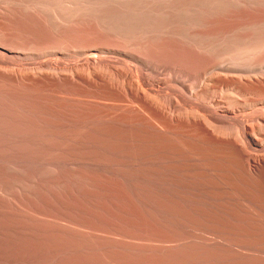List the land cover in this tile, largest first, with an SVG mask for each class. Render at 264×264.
Segmentation results:
<instances>
[{
	"label": "rangeland",
	"instance_id": "374dc122",
	"mask_svg": "<svg viewBox=\"0 0 264 264\" xmlns=\"http://www.w3.org/2000/svg\"><path fill=\"white\" fill-rule=\"evenodd\" d=\"M52 1L53 2H51V0H13L12 2V0H0V264H202L204 262H195L193 260V258H195L193 253H195V251L189 248L191 245L188 243L190 242L188 235L190 232H196L198 236L203 238L201 242L206 243L213 242V238L219 237L217 241L220 245L217 244V246H220V248H218L217 253H230L236 256V259L233 261L230 259L228 260L229 262L214 260L205 262L204 264H242V262L243 264H264L263 239H261L260 236H249L251 234H249V232L247 233V231H249L251 223L248 225L249 223L247 224L244 221L238 222L236 217L226 213L230 212L231 209L229 206L232 205L233 202H228L227 199H225V201L224 199L220 201L219 197H215L212 199L216 202H214L216 205L211 208L209 207L210 209L203 207L200 202H197V204L193 202L192 205L198 206V209L200 207L204 208L202 214L200 213L202 212L201 209H199L200 212L197 209V212H199L198 217L193 211L191 212L192 209H196L195 206L194 208L193 206L189 208L182 200L178 204L176 202H170V200L165 197V191L162 186L156 184V182L161 181L160 183H163V181H172L173 179H175L173 181H176V179L177 181H215L216 179V181H231L235 183L234 185L238 188L239 185L242 184V187L239 188L242 190L245 186L242 181L244 179L246 181L250 180L245 178L241 172L237 171L234 163H232L230 151L222 145L215 143L213 140L210 142L211 139L205 136L201 137V140L196 141L180 138L181 140H178V142H180V150H178L173 143L169 144H172L173 147L172 145L171 147H167L169 142L165 140L164 143L166 144H164V140L161 139V135L156 129L157 126L160 127L161 125L160 119H163V100H161V98H158V101L161 100V103H158L162 105L160 106L157 104L160 106L159 108H161L160 115H158L160 118H157L152 112H149L151 111L150 109L128 96L122 87H120V90H117V92L111 93L101 85L94 86L92 89V86L84 85L79 82L72 86V83L68 84L66 80H60V77L66 74L64 71L66 66L68 67V65L71 66L84 61L85 55L82 54V51L89 48L90 44L103 43L106 47H109V45L116 47L118 45V49L123 45L125 48L122 46L123 48L121 47L120 49H130L131 51L134 49L133 51L137 53L142 50L145 51V49L140 45L138 48L137 41L139 39L134 41L136 44L133 41L132 44L127 43L129 41L125 39L122 42L121 40H123V38H117L115 31L111 30V28H101L103 20L106 19H103L98 14L97 10L96 12L94 11L95 9L93 6L97 7V4L89 2V4H93L92 8L94 10H92L96 13L90 15L92 10L89 9V11H87L85 9L86 5H88L84 2L85 0H81V2H79L80 4H76L78 2L75 1V6L77 7L79 5L78 9L82 6V10L79 11L80 14L78 13V15L82 14L81 16L83 17H78L77 13H75L77 9L72 10V8H70V6L74 7L72 1ZM27 2L32 9L28 8ZM67 2L70 3L68 4ZM65 3L68 4L69 7L68 5L65 7ZM1 4H3V6ZM34 4L39 6L40 9L35 7ZM62 4L66 9H64L63 6L61 7ZM81 4L86 5L83 6ZM41 5L45 9L41 7ZM9 7L11 10L8 9ZM48 7L50 8L48 9ZM59 7L63 10L61 9L62 11H60L57 9ZM18 8H21V11ZM33 8L35 9L33 10ZM41 8L48 10L47 13L40 12L39 10L42 11ZM51 9H54L56 12H52L53 10ZM70 9L72 12L70 11V13H68ZM83 10L84 12L87 11V15L82 13ZM26 12L30 17L27 16ZM33 12L34 14H32ZM53 13L56 15L54 16ZM59 13L64 15L66 19H70L71 17L70 21L66 20L65 17H62ZM42 14L44 16H42ZM46 14L50 17L46 16ZM72 14H75V16L73 15L72 17ZM10 15L13 16V19ZM33 15L37 17H33ZM52 15L54 17H51ZM94 15L95 17L97 15V17L100 16L101 18H93ZM89 16L90 18L87 19ZM91 16L94 20L93 24V21L91 22L90 20L92 19ZM36 18L38 19L36 20ZM41 18L46 19L49 24L40 20ZM52 18L54 19V23H57L55 19L60 21L57 23L59 26H62L60 24L64 22L65 27L67 26L66 23H69L71 26L73 25L75 29H72L71 26H67L65 30L66 33L68 32L69 34H66L64 30L65 27H63L62 31L57 24L52 22ZM58 18H64L65 21ZM72 18H74L75 21L74 19L72 20ZM77 18H80V20ZM31 19L34 20L32 21ZM95 19L102 20L98 21ZM85 20L89 23L87 24ZM72 21L79 23V26L78 24L74 25V22L71 23ZM95 22L96 24L101 22V26L99 27ZM82 23H84V25ZM56 28L58 30L60 29L57 35ZM76 28H79L78 31ZM96 29L98 30L96 31ZM108 29L110 30L107 31L106 34L105 32ZM94 31L96 35H94ZM99 31L100 33H98ZM59 32H62V34H59ZM66 35H68V37ZM108 35H110V40ZM55 36L60 38L58 39ZM95 36L97 37L95 38ZM90 37H94L93 40ZM112 37L113 39H111ZM156 45L155 42L149 43L147 52L150 53V62H153V66L158 69L157 74L161 77L165 74L163 63L170 54L165 49L163 51L162 47L159 45H157L159 47V49H157ZM126 46L129 47L126 48ZM137 48L138 51H135ZM14 49L15 51L12 52ZM73 49L74 51H72ZM263 49L264 46L258 48L257 51L255 50L256 52L251 51V53L244 50L235 53L237 55L233 57H236L239 62H245L247 59L252 62H255V60L256 62L262 61L260 64L254 63V67H252L251 61L248 62L247 60L248 64L247 62L243 63L241 68L249 72L252 71L250 74L254 73L255 75L257 72L256 75H264L262 74L264 73ZM23 50L25 51L24 53H22ZM32 50L34 52H32ZM257 52H260L259 55ZM246 53H249V56ZM251 56H253L252 59ZM82 57L84 58L82 59ZM170 57L171 56L168 58ZM171 58L175 59L173 57ZM11 59L13 60L11 61ZM241 62L238 64L239 66ZM127 63L126 64L130 67L135 66L132 62L130 63L127 61ZM49 65L52 68H50ZM260 67L263 69H258ZM19 68L22 69L19 70V72L21 71L20 73L18 72ZM53 68L55 70L58 69V73L60 71L61 74L59 73V77L58 73H56L57 71L54 72L55 70ZM9 70L13 71L15 74L11 73ZM260 70H262V72ZM103 72L104 74L106 73L105 71ZM13 74L16 77H14ZM106 74L107 77L111 79L112 76H108V73ZM68 75H70L69 72L64 76ZM18 80H20V82H18ZM109 82H112L115 86L117 84L113 79ZM68 85H70V87ZM77 87L82 88L79 90ZM223 91L225 92H223L224 94L222 93L223 96L227 97L226 95L229 91L225 89H223ZM217 93L218 95L216 96L220 97V90H218ZM240 93H235L233 98L238 100L242 98L240 102H246L256 98L252 90H248L247 93ZM236 95H239L241 98ZM104 96L106 98H104ZM112 108L117 112L119 110L123 117H114L111 115L108 109ZM252 108L253 107L245 110V113L242 112V115L248 117L255 113H261L264 107L258 105ZM135 113H139V115ZM138 118L141 119L139 120ZM125 120L130 121L128 122ZM130 122H133L134 125H131ZM180 131L178 135L188 133L189 129L183 128ZM183 140L184 142H182ZM195 143H197V145ZM184 145L186 147L189 145V147L185 149ZM212 146H214V148H211ZM181 149L185 151V153L181 151ZM186 150H191L190 152L196 151L194 154L198 159L194 162H196L197 165L188 159L191 153H188ZM211 150H215L216 152H212ZM231 174H234L235 177ZM217 176L219 178H217ZM243 189H245V187ZM158 197H160V200ZM157 200L160 204L157 203ZM254 202L255 201L250 203L255 207L256 203L254 204ZM162 205H164V208ZM167 205L169 207H167ZM258 205L261 206V209L264 208V199H259ZM183 207H187L186 211ZM174 209H176V211ZM187 209L189 210V216ZM224 210L226 212H224ZM231 211H233V209ZM155 212L157 215L153 214ZM184 214L186 216H183ZM207 216L212 220H208V218H206ZM179 217L183 222L181 219L179 220ZM169 218L171 219L170 221ZM195 218H199V220ZM174 219L175 221H173ZM192 220L194 222H192ZM181 222L182 224L185 222L190 224L192 222L191 224L195 227L196 231L189 228H186V231ZM164 223L166 224L164 225ZM165 226L166 228L170 227L169 230L166 228L162 229V227ZM213 228L214 230H212ZM239 231H241L242 234ZM234 232H238L239 235ZM149 239H152V241ZM230 239H234L233 242ZM230 241L234 243V245L228 246L227 242ZM257 241L260 243H257ZM207 246L208 245L205 246V244H202L201 247ZM173 252H176V254L173 255ZM253 253L257 254L255 255ZM244 261H247V263Z\"/></svg>",
	"mask_w": 264,
	"mask_h": 264
},
{
	"label": "bare ground",
	"instance_id": "6f19581e",
	"mask_svg": "<svg viewBox=\"0 0 264 264\" xmlns=\"http://www.w3.org/2000/svg\"><path fill=\"white\" fill-rule=\"evenodd\" d=\"M69 1L70 2L72 1V4L74 6V7L70 6V8H72V10H76V9L78 10V11L76 10V12H75V13H77V15H78V13L80 14L79 11L82 10L81 5L85 6L86 4H88L90 7L88 5H86V7H85V9L87 11H89V9L92 10L94 8L95 10L94 9L93 10L95 12L97 10L98 14L103 19H106V20H103L101 28H103V27H104V29L108 28V27L111 28V30L115 31L116 34L115 33L114 34L117 36V38L118 37L123 38V40H121L122 42L125 39V40L129 41V42H127V41H125V42L132 44L135 40L139 39L137 41L138 48L140 45L141 47H143L145 49V51L141 49L142 51L137 53V52L133 51L134 49H132V51L130 49L129 50L120 49L123 45L118 49L117 48L118 45L116 47H112L113 45L112 46L109 45V47H106L105 45H103V43H95L92 45L90 44L89 48L85 49V51H82V54L85 55L84 61H82L81 63L71 65V66L68 65V67L66 66L65 69L67 71L64 69V71L66 72V74H64V75H67L68 72L70 75L64 76L62 74L63 76L60 77V80L64 79L68 82V84L72 83L71 84L72 86H73V84L76 85L79 82V83H82L84 85L92 86V89L94 86L101 85V86L105 87L107 90H109L111 93L117 92V90H120V87H122L125 90L124 92H126L128 96L132 97L134 100L139 101L144 107H147L148 109H150L151 111H149V112H152L155 117L157 116V118H160L158 115H160L161 108H159V107L163 104V106H162L163 119H160L161 125H160V127L157 126L156 129L159 131V133L161 135V139L164 140L163 143L165 142V140L169 142L167 147H171L172 144L171 145H169V144L173 143L176 145L178 150H180L179 148H181V147H180V142H178V140H181V139L189 140L190 139V141L191 140L196 141V140H201L202 139L201 137L205 136V137L211 139L210 142L213 140L215 143L222 145L224 148H226L228 151H230L232 163H234L235 167L237 168V171L241 172L245 178L250 180V181H246L244 179L242 181V183L245 185L244 186L245 189H243L244 187L242 188V190L239 189L240 187H242V184L239 185V188H238L237 186L234 185L235 183H233L231 181H216V179H215V181H210V180L209 181H200V180L199 181H182V180L177 181V179H176V181H173V180H175V179H173L172 181H163V183H160L161 181L156 182V184L158 186L159 185L162 186L163 190L165 191V197L168 200H170V202H174V203L176 202L178 204L182 200V201H184V203L189 208L191 206H193L192 205L193 202H195V204H197V202H200L203 207H206V208L210 207L211 208L214 205H216V204H214L215 201H213V199L215 197H219L220 201L223 199L225 201V199H227L228 202H230V201L233 202L232 205L229 204L230 205L229 208L231 210L233 209V211L230 210V212H226L224 210V212H226L227 214H229L231 216L236 217L238 222L244 221L247 224L249 223L248 225H250V223H251V225L249 226V228L251 230L249 229V231H247V233L249 232V234H251L249 236H255V237L260 236L261 239H263V241H264V208H262L263 209V211H262V209L260 208L261 206L258 205L259 199H264V108H263L262 112L258 113V114L255 113V114L250 115L248 117H244L242 115L243 114L242 112H244L245 110H247L251 107L254 108L255 106H258V105L264 107V77H262L264 75H260V74L256 75L257 72L255 73V75H254V73L250 74V72H252V71L249 72V71L241 68L242 64L247 62L248 59L245 62L240 61L241 65L239 66L238 65L240 63L239 60H237L236 57H233V56L237 55L235 53H239V52H242L244 50L251 53V51L252 52L255 50L257 51L258 48L264 46V0H90V1H87V0L84 1L83 0L84 2H86V4H81L80 9H78L79 5L77 7L75 5L80 4L79 2H81V0H78V1L77 0H69ZM75 1L78 3H76ZM12 2H13V0H12ZM51 2H53V1L51 0ZM70 2H67V3L69 4ZM89 2H92L93 4H97V7L96 6L94 7L92 3L89 4ZM19 3H20V1H19ZM19 3H16V4H19ZM13 4H15V3H13ZM68 4L65 3L64 4L65 7H67ZM72 4H70V5H72ZM1 5L3 6V4H1ZM34 5H35V7L40 9L39 6H37L36 4H34ZM12 6H11V8H12ZM28 6H29L28 8H31L29 3H28ZM62 6H63V4L61 5V7ZM92 6H93V8H92ZM41 7H43V6L41 5ZM56 7H58V6H56ZM65 7H64V9H66ZM68 7H69V5H68ZM24 8H25V6H24ZM37 8H36V10H37ZM49 8L50 7H48V9ZM4 9H5V7H4ZM8 9H10V7ZM18 9L20 10L21 8H18ZM26 9H25V11H26ZM34 9L35 8H33V10ZM44 9H42V11L41 10H39V11L42 13L43 12L47 13L48 10H44ZM57 9H59L60 11L63 10L62 8H61L62 9L61 10L60 7ZM67 9H69V8H67ZM83 9H84V7H83ZM51 10H53L52 12H54V13L56 12V11H54V9H51ZM51 10H50V12H51ZM84 10L82 13H85L84 15H87L86 14L87 11L84 12ZM93 10L91 11V13L90 12H88V13H90V15L96 14L93 12ZM13 11H15V10H13ZM27 11H28V9H27ZM68 11L67 12L70 13L71 9ZM67 12H64V13H67ZM28 13H29V11H28ZM28 13H27V16H28ZM30 13H31V11H30ZM4 14H5V12H4ZM32 14H34V12ZM59 14L62 17L64 16L61 13H59ZM6 15H7V13H6ZM19 15H20V13H19ZM55 15L56 14H54V16ZM73 15L75 16V14H72V17H73ZM81 15H78V17H83ZM10 16L13 19V16L12 15H10ZM35 16L33 15V17H35ZM38 16H40V15H38ZM42 16H44V15L42 14ZM46 16H48V15L46 14ZM54 16L52 15L51 17H54ZM100 16L97 17V15H96L97 18H101ZM7 17H6V19H7ZM14 17H15V13H14ZM28 17H30V16H28ZM48 17H50V16H48ZM48 17H46V18H48ZM69 17H70V15H69ZM96 17L94 15L93 18H96ZM38 18H36V20ZM89 18H90V16L87 19H89ZM91 18H92V16H91ZM93 18L90 19L91 22L93 21L92 24L94 23ZM16 19H17V17H16ZM58 19L64 20V18H58ZM65 19H66V17H65ZM70 19H71V17H70ZM70 19L67 18L66 20L70 21ZM73 19L74 18H72V20ZM77 19L80 20V18H77ZM3 20H5V19H3ZM26 20H29V19H26ZM40 20H43V22L45 21L46 24H49L46 19L41 18ZM51 20H53L52 22L54 23V19L52 18ZM90 20H88V21H90ZM95 20H98V19H95ZM99 20H102V19H99ZM5 21H7V20H5ZM49 21H50V19H49ZM58 21H57V19H55V22L58 23ZM74 21H75V19H74ZM74 21H72L71 23H73ZM61 22H63V21H61ZM57 23H54V24H57ZM84 23H82V24L84 25ZM86 23H87V21H86ZM63 24H64V22H63ZM63 24L62 23L60 24L62 26H59L57 24V26L60 29H62V31H63V27H65V24L64 25ZM66 24L68 27L71 26V24H69V23H66ZM75 24H78V26H79V23L74 22V25ZM82 24H80V25H82ZM95 24H96V22H95ZM99 24H98V26L100 27L101 24L100 25ZM67 26L64 28V30L67 28ZM73 27L74 26L72 25L71 28L75 29ZM86 28H84V29H86ZM60 29L59 30L57 29L56 35L58 34V31H60ZM78 29H77V31H78ZM98 29H96V31ZM109 30L110 29L106 30L105 33L107 34V31H109ZM101 31H102V29H101ZM73 32H75V31H73ZM60 33L62 34V32H59V34ZM65 33H66V30H65ZM89 33H87V34H89ZM93 33H92V35H93ZM98 33H100V31ZM94 35H96V32L94 33ZM110 35H108L109 40H110ZM66 36L68 37V35H66ZM97 36H95V38ZM99 36H100V34H99ZM55 37L58 38L57 36H55ZM113 37L111 39H113ZM90 38H92V40H93L94 37H90ZM65 39H63V40H65ZM69 39H71V38H69ZM102 39H103V37H102ZM106 39H104V40H106ZM119 39H117V40H119ZM53 40H54V38H53ZM63 40H62V42H63ZM113 41H115V40H113ZM79 42H81V41H79ZM85 42H87V41H85ZM117 42H119V41H117ZM153 42H155V44L162 47L163 51L165 49L170 54L169 56L175 58V59H172L171 57L168 58L169 57L168 56L166 61L163 60L164 61L163 69L165 71L164 72L165 74H164V76H161V77L157 74L158 69L155 66H153V64H152L153 62L152 63L150 62V60H151V59L149 60L150 53L147 52V49L149 47V43H153ZM115 44H116V42H115ZM157 45H156V48L159 49V47ZM128 47L126 46V48H128ZM138 48L135 51H138ZM80 50H82V49H80ZM14 51H15V49L12 52H14ZM16 51H17V49H16ZM20 51H21V49H20ZM72 51H74V49ZM24 52L25 51L23 50L22 53H24ZM32 52H34V51L32 50ZM75 52H76V50H75ZM19 53H21V52H19ZM151 53H152V51H151ZM249 53H246V54H248V56H249ZM259 53H258V55H259ZM70 55H72V54H70ZM258 55H256V56H258ZM30 56H31V54H30ZM253 56H251V59ZM12 57H14V56H12ZM243 57H244V55H243ZM83 58L84 57H82V59ZM261 58H262V56H261ZM242 59L243 58L241 57V60ZM256 59H257V57H256ZM12 60L13 59H11V61ZM127 61H129L130 63L132 62L133 65H135V66L130 67L129 65H127L128 64ZM250 61L248 60V62H250ZM248 62H247V64H248ZM261 62H256V60H255V62L251 61L252 67H254L253 66L254 63L260 64ZM55 65H56V63H55ZM49 67H50V65H49ZM50 68H52V67H50ZM261 68L262 67H260L258 69H261ZM14 69H11V70H14ZM53 69H50V70L54 71L55 69L54 70ZM19 70H22V69L19 68L18 72H19ZM57 70L58 69H56L54 72H56ZM103 71L108 73L109 74L108 76L111 75L113 78L111 77V79H109L107 77V74L106 73L104 74ZM260 71L262 72V70H260ZM10 72L14 73L13 71H10ZM35 72H36V70H35ZM56 73H58V71ZM56 73H54V74H56ZM59 73H60V71H59ZM59 73H58V77L60 76ZM14 74H13V76H14ZM21 74H19V75H21ZM160 74H161V72H160ZM262 74H264V73H262ZM33 76H34V74H33ZM14 77H16V76H14ZM56 77H57V75H56ZM112 79L114 81H116L117 84L116 83L115 84L117 87L115 85H113L112 82H109ZM18 82H20V80H18ZM32 82H34V81H32ZM84 85H82V86H84ZM225 85H228V86H225ZM68 86L70 87V85H68ZM77 88L80 90L82 87H80V88L77 87ZM88 89H89V87H88ZM223 89L229 91V92H227V95H226L227 97L223 96V94L225 93L223 91ZM99 90H97V91H99ZM218 90H220V92H221V95H219L220 97L216 96V95H218V93H217ZM248 90L254 91V95L256 96V98L250 99L249 101H246V102H240V100L242 99L239 96L241 94L240 92H243V93L246 92L247 93ZM121 91H122V89H121ZM81 92H83V91H81ZM98 93H100V92H98ZM235 93H240L238 95L239 98H241L240 100L233 98V96H235ZM114 96L117 97L116 95H114ZM104 98H106V97L104 96ZM158 98H161V100H163L162 104L158 103V102L161 103V100L158 101ZM111 99H112V97H111ZM123 99H121V100H123ZM108 100H109V98H108ZM134 100H131V101H134ZM243 100H244V98H243ZM156 101H157V103H156ZM79 104H81V103H79ZM130 104H132V103H130ZM157 104H159L160 106H158ZM102 105H104V104H102ZM119 106H120V104H119ZM136 106H137V104H136ZM128 107H129V105H128ZM131 107H132V105H131ZM138 107H139V105H138ZM113 108L108 109V111L111 113V115H113L114 117L115 116H122L123 117V115H121L122 113H120L119 110H118V112H119L118 113ZM140 110H141V108H140ZM129 112H131V111H129ZM127 113H128V111H127ZM135 114L139 115V113H135ZM128 116H129V114H128ZM131 117H132V115H131ZM107 120H109V119H107ZM125 121H128V120H125ZM63 123H66V122H63ZM116 123H118V122H116ZM130 123H131V125H134L133 122H130ZM125 124H127V123H125ZM143 124H144V122H143ZM183 128L189 129L188 133H185V134L182 133V135H178V133L181 132L180 130H182ZM158 131H156V132H158ZM182 142H184V140ZM186 142H188V141H186ZM215 143H213V144H215ZM164 144H166V143H164ZM164 144H163V146H164ZM195 144L197 145V143H195ZM201 145H203V144H201ZM172 147H173V145H172ZM184 147H185V149H187L189 147V145L187 147L184 145ZM209 147H210V145H209ZM196 148H197V146H196ZM211 148H214V146H212ZM182 149H181V151H183ZM198 149H199V147H198ZM215 149H217V148H215ZM186 151H188V150H186ZM190 151H188V153ZM171 152H172V150H171ZM183 152L185 153V151H183ZM195 152H190L191 154L188 157V159L190 161L194 162L195 160L198 159V157L194 154ZM197 152H198V150H197ZM199 152H201V151H199ZM212 152H216V151L214 150ZM170 155H171V153H170ZM171 157H169V158H171ZM201 157H200V159H201ZM214 157H216V156H214ZM197 162H199V161H197ZM194 163L196 164V162H194ZM200 165H202V164H200ZM167 166H169V165H167ZM173 168H175V167H173ZM200 169H201V167H200ZM207 169H209V168H207ZM216 169H214V170H216ZM235 173H236V171H235ZM169 174H171V173H169ZM209 174H211V173H209ZM231 175H229V176H231ZM211 176H213V175H211ZM219 176H221V175H219ZM232 176H234V174ZM236 176L239 177L238 175H236ZM170 177H171V175H170ZM222 177H224V176H222ZM217 178H219V177L217 176ZM165 179H167V178H165ZM154 184H155V182H154ZM239 184H240V182H239ZM134 187H136V186H134ZM148 187H149V185H148ZM160 190H161V188H160ZM158 198L160 200V197H158ZM161 198H162V196H161ZM211 199L213 202L211 201ZM168 200H166V201H168ZM253 201H255L254 204L256 203L255 207L252 206V204H251V203H253ZM157 203L160 204V202H158V200H157ZM220 204H221V202H220ZM162 206L164 208V205H162ZM194 206H193V208H194ZM234 206H235V208H234ZM154 207H156V206H154ZM167 207H169V206L167 205ZM181 207H182V205H181ZM197 207L194 210L193 209L192 210L190 209V210H191V212L193 211L194 214L198 216V213L200 212L199 209H201L202 212H200V213L202 214L204 211V208L200 207L198 209ZM220 207H222V206H220ZM184 208L185 207H183V209ZM186 208H185V211H186ZM219 208H218V211H219ZM197 209L199 212H197ZM213 209H216V208H213ZM237 209H238V211H237ZM174 210L176 211V209H174ZM220 210H222V209H220ZM168 211H170V210H168ZM188 211L189 210L187 209V213H188ZM227 211H229V210H227ZM153 214H156V212ZM159 214H161V213H159ZM178 214H180V213H178ZM206 214H207V212H206ZM206 214H204V215H206ZM220 214H219V216H220ZM183 216H186V215L184 214ZM188 216H189V213H188ZM221 216H222V214H221ZM150 217H151V214H150ZM206 218H208V220L211 219L208 216ZM180 219L181 218L179 217V220ZM195 219L199 220V218H195ZM233 219H235V218H233ZM170 220L171 219L169 218V221ZM173 221H175V219ZM181 221H182V219H181ZM106 222H108V221H106ZM182 222H181V224H182ZM192 222H194V221L192 220ZM191 223L188 224L185 222L182 225L185 227V230H186V228L195 230V227H193V225ZM220 223H221V221H220ZM227 223H228V221H227ZM165 224L166 223H164V225ZM221 224L223 225V223H221ZM242 225H244V224H242ZM179 226H180V224H179ZM183 226H182V228H183ZM215 226H214V228H215ZM245 226H246V224H245ZM163 228H166V226L162 227V229ZM169 228L170 227H168L166 229L169 230ZM214 228L212 230H214ZM231 228H232V226H231ZM226 229H227V227H226ZM237 229H239V228H237ZM170 230H172V229H170ZM216 231H218V230H216ZM239 232H241V231H239ZM226 233H227V231H226ZM234 233L237 234L238 232H234ZM171 234H169V235H171ZM184 234H185V232H184ZM241 234H242V232H241ZM188 235L190 238L189 239L190 242H188V243H189V245H191V247H189V248H191V250L195 251V253H193V255L195 257V258H193V260L195 262L201 261V262L205 263V262H210V261H214V260L215 261L221 260V261L225 262V261H228L229 259L231 261L236 259V256L231 255L230 253H226V254H218L217 253L218 248H220V246L219 247L217 246V244L220 245V243L217 241V239L219 237L213 238V242L211 241L210 243H206V242H201L203 238L201 236H198V234L196 232H194V233L190 232ZM224 235H225V232H224ZM238 235H239V233H238ZM247 236H248V234H247ZM209 237H210V235H209ZM234 239H236V238H234ZM253 239H256V238H253ZM149 240L152 241V239H149ZM233 240H231V241L233 242ZM231 241L227 242L228 246L234 245V243H232ZM221 242H222V240H221ZM257 243H260V242L257 241ZM202 244H205V246L206 245H208V246L207 247H201ZM236 247H234V248H236ZM240 248H242V247H240ZM259 250H261V249H259ZM174 254H176V252H173V255ZM247 254H248V252H247ZM253 254H255V253H253ZM258 257H261V256H258ZM248 259H250V258H248ZM257 260H259V259H257ZM231 261H230V263H231ZM242 261H243V258H242ZM262 262H263V260H262ZM204 263H202V264H204ZM245 263H247V261ZM255 263H257V262H255ZM181 264H184V263H181ZM242 264H243V262H242Z\"/></svg>",
	"mask_w": 264,
	"mask_h": 264
}]
</instances>
